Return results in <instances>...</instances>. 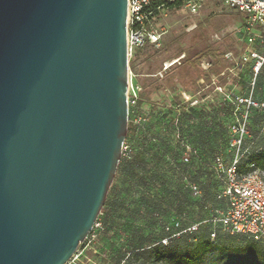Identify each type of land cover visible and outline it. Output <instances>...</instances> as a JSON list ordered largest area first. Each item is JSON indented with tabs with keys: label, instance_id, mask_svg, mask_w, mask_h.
<instances>
[{
	"label": "water",
	"instance_id": "obj_1",
	"mask_svg": "<svg viewBox=\"0 0 264 264\" xmlns=\"http://www.w3.org/2000/svg\"><path fill=\"white\" fill-rule=\"evenodd\" d=\"M126 5L0 0V264H65L101 212L128 130Z\"/></svg>",
	"mask_w": 264,
	"mask_h": 264
},
{
	"label": "rangeland",
	"instance_id": "obj_2",
	"mask_svg": "<svg viewBox=\"0 0 264 264\" xmlns=\"http://www.w3.org/2000/svg\"><path fill=\"white\" fill-rule=\"evenodd\" d=\"M244 23V17L221 0L206 1L197 14L188 13L182 6L164 8L158 12L155 25L158 29L163 27L166 32L159 45H147L138 49L132 69L142 86L143 101L139 113L142 118H146L143 124L147 129V137L144 144L137 138L130 139L127 144L131 155L143 150L147 156L152 157L155 152H161L163 146L168 155L177 157L180 142L176 137V125L173 121L176 111L168 106L174 100L180 101L182 91L192 93V90L180 83L176 74L181 73V66H187L201 56V61L207 60L219 65L215 66L216 69L211 74L215 83L200 92L202 100L194 112L184 110L179 114L178 127L182 136L197 148L201 161L209 163L218 152L229 160L233 150L228 146V141L233 134L232 125L237 124L234 112L240 121L246 116V132L242 142L247 152L241 159L243 170H256L264 179V107L249 106L248 103L249 100L259 104L264 102V64L255 72V59L248 55L251 51L264 55V33L260 35V31L250 27L249 32L254 39L246 40L248 30L241 27ZM240 28L243 30V41L238 39L237 30ZM208 48L218 51L226 48L231 50L232 55L224 62L216 60L215 52L214 56L210 54L203 57L202 54ZM246 53L245 60L243 56ZM174 62L162 78L154 76L162 66H170ZM143 121L136 118L135 122ZM152 136L155 140L150 139ZM123 159L124 155H121L119 161ZM198 162L200 161H193L191 166L185 168L179 164V170L160 165L159 172L171 189L179 187L187 197V191L181 183V173L185 169L188 170V175H192L196 168L202 167ZM149 165L154 168V161L150 160ZM204 167H208H202L205 172ZM121 176L116 170L103 207L112 201L115 192L121 191L118 193L121 195L127 187ZM212 178L216 183L215 174ZM114 186L118 189H114ZM154 192L156 191H152ZM171 206L167 213L161 215L142 211L134 220V227L130 231L126 229L131 225L130 222L124 225L118 222L115 228L110 223L103 230L95 228L91 240L79 245L76 264H115L119 257H123L122 253L128 254L130 264H143L146 258L141 254L142 246L155 248L154 253L149 256L148 264H264V256L253 258L238 252L243 244L229 232L220 233L219 237L214 238L212 249L203 256L179 262V256L188 252V244L195 241L182 239L166 247L158 246L160 233L151 227L153 222L158 219L170 222L180 210L185 212L186 219L183 223L201 222L208 212L200 209L190 198L186 204L180 205L181 208L176 203ZM103 207L99 214L101 222L106 209ZM204 224L200 227L203 228ZM261 244L264 246V241Z\"/></svg>",
	"mask_w": 264,
	"mask_h": 264
},
{
	"label": "built area",
	"instance_id": "obj_3",
	"mask_svg": "<svg viewBox=\"0 0 264 264\" xmlns=\"http://www.w3.org/2000/svg\"><path fill=\"white\" fill-rule=\"evenodd\" d=\"M156 0H127L126 5V46L129 59L133 56L137 49H140L147 45H159L161 37L165 34L163 27L159 29L155 25V20L160 10L167 8L164 4H155ZM174 2L176 0H168ZM180 6H182L188 13L197 14L203 5L208 0H178ZM232 10L241 14L244 17L245 23L241 26L247 31L246 40L252 41L254 36L249 32L250 27L256 28L260 31V35L264 33V1L261 0H221ZM242 28L237 30L239 33V41L244 40V35L241 34ZM264 36V34H263ZM263 41V40H262ZM231 50L225 54V57L229 59L231 57ZM255 59L254 71L257 72L264 63V55H260L255 51L248 53ZM243 59H247V53L244 54ZM211 62L200 60V65L203 70H208ZM171 66H162L161 69L154 75L155 77L162 78L164 74L169 71ZM137 75L129 69V77L127 81L126 98L129 110L134 116V122L136 118L144 120L139 113L138 103L143 100L141 97L142 86L137 80ZM213 76L208 84H204L201 89L195 93L181 92L180 101H172L168 107L172 108V111H176L174 124L176 125L175 133L180 142L181 147V160L182 162H190L193 157H198V151L189 142H187L182 136L178 123L179 114L183 111L185 106H197L202 97L200 92L207 88L209 85L214 84ZM249 106L264 107V102L257 103L253 100H249ZM167 107V106H166ZM237 124L232 125L233 134L230 138V147L233 150L232 156L227 161L222 153H216L212 157L211 161L207 163V166L220 180L222 187L217 193L216 198L222 202V206H211L207 204L212 212L211 218L207 219L212 224V230L210 232V238L213 240L219 227L223 232H229L231 234H242L252 238L255 241H264V179L256 170H250L243 172L238 168V162L241 156L246 152L243 147V135L246 132L244 120L241 121L236 117ZM129 122V119H128ZM128 144L124 141L122 144L121 155L128 156ZM186 187L188 188L191 196L195 199H202L203 190L198 183L189 179L187 175L183 176ZM179 220H175L172 223L164 225V232L169 233L171 228L179 227ZM198 223H193L185 230L172 233L171 236H179L184 231H192L197 227ZM100 223L95 221L93 227H99ZM89 236V234H88ZM85 240H91V238ZM93 236V235H92ZM170 236L162 238L163 244H168ZM84 240V241H85ZM83 241V242H84ZM82 244V243H81ZM74 254L65 264H76L77 257ZM76 260V261H75ZM121 264H125L124 260Z\"/></svg>",
	"mask_w": 264,
	"mask_h": 264
},
{
	"label": "trees",
	"instance_id": "obj_4",
	"mask_svg": "<svg viewBox=\"0 0 264 264\" xmlns=\"http://www.w3.org/2000/svg\"><path fill=\"white\" fill-rule=\"evenodd\" d=\"M155 4H164L167 6V8H178L180 7V1L176 0L174 2H169L168 0H156ZM230 51L228 49H222L220 51L214 50V49H206L204 51V55H210L212 54L214 56V52L216 54V60L220 61H226L227 58L225 57V54ZM138 53V49L135 51L133 56L129 59V66L130 69H133L134 66V61L136 59V55ZM202 57L199 56L194 59L193 62L189 63L187 66H181L179 69L180 74H176L178 80L180 81L181 84H183L186 88L192 90V84L194 83V72L195 69H200L203 73L202 76L204 79L209 81V74H211L215 71V65L213 62H211L210 67L208 70H203L201 65H200V59ZM186 59V58H185ZM184 59V61H186ZM172 63L170 66L174 65ZM191 64V66H190ZM264 64V63H263ZM181 65V63L179 64ZM263 65L260 67L262 68ZM259 68V69H260ZM142 91V90H141ZM143 98V96H141ZM141 100L138 103V108L140 109L142 105ZM196 106H185L183 111H191L194 112L196 109ZM134 116L129 110V122H128V130H127V135H126V140L125 142L128 143L131 138H137L142 144L146 141L147 137V129L145 125L142 123H136L134 122ZM144 120L146 119L145 116L143 118ZM231 138V137H230ZM230 138L228 141V146H230ZM151 140H155V138L152 136L150 138ZM180 145V144H179ZM193 146V145H192ZM194 147V146H193ZM231 148V147H230ZM197 149V148H196ZM161 152H155L152 157L147 156L143 150H140L136 152L135 154L131 155L129 154L128 156H124V159L122 161L118 162L117 170L120 175H122V182L127 184V187L125 188L124 192L120 195L118 193H121V191L115 192L116 194L113 196L112 201L103 207L105 209V213L103 214V220L102 222L100 221L99 215L97 217V221L100 223L99 228L103 230L106 228L107 224H111L112 228H115L117 223H121L124 225L125 223H131V225L125 226L128 231L132 230L134 220L136 217H139L140 213L144 210H147L148 213L156 214V215H161L164 213H167V211L172 207L174 203H176L179 208H181L182 204H186L190 198L192 202H194L200 209L202 210H207L208 214L207 216L200 222H189V223H183V221L186 219L185 218V212L180 210L178 213L173 217L172 221L170 222H162L161 219L155 220L152 224V228L155 231H158L160 233L159 239L157 240V245L161 247H166L170 244H174L175 242L177 243L178 241L184 239L188 241H192V239L195 241L193 244H188L187 249L188 252L185 254H181L178 258V261L182 260H188L192 259L193 257H201L205 253L209 252L212 247V239L210 238V232L212 230V224L209 221H206L207 219L211 218L213 215L210 208L207 207V204H211V206H222V202L220 200H217L216 195L217 193L221 190L222 184L220 183V180L216 178V183L218 184L216 186V183L214 182L212 176L214 173L212 170L207 166L208 162L201 161L202 159L200 158L199 152H198V157L195 158L193 157L190 162H182L181 160V147L179 150V154L177 157L175 156H170L166 152V148L163 146L161 147ZM198 151V150H197ZM247 152V151H246ZM221 153V152H218ZM216 154V153H215ZM245 154V153H244ZM244 154L241 156L238 162V168L239 170L243 172H248L243 170V164L241 162L242 157ZM214 156V155H213ZM225 157V156H224ZM227 160V158H225ZM153 160L154 161V168H152L149 165V161ZM230 160V159H229ZM227 160V161H229ZM193 161H200L198 162L202 167L207 166L208 168H205V172L202 170V167L196 168V172L193 173L192 175H188L187 171L188 170H183L184 172L181 173V183L183 188L187 191V197L182 194L181 188L177 189H171L170 186L167 184V181L162 178V175L160 174V165H164L167 168H170L172 170H179L180 165H184L185 167L191 166ZM180 164V165H179ZM187 175L189 179L192 181H195L200 185V187L203 190V197L202 199H195L191 196L188 188L185 185V182L183 180V176ZM205 177V179H203ZM112 187V186H111ZM110 187V188H111ZM118 189L117 186H114V189ZM152 191H156L152 193ZM171 206V207H170ZM101 213V212H100ZM126 221V222H121V221ZM175 220H179V227L174 228L172 227L169 233L164 232V225L165 224H170ZM193 223H198L197 227L192 230V231H184L182 232L179 236H171L172 233H176L177 231L185 230L187 227L192 225ZM205 223L204 227L201 228V224ZM98 227H93L92 230L89 233V238L93 235V230ZM217 237H219V234L224 232L217 227L216 228ZM232 237L236 238L240 243L243 244L241 248H239L238 252L245 254L248 257H263L264 256V246L261 244V241H255L252 238L242 235V234H231ZM165 236H170L169 237V242L168 244H163L161 242L162 238ZM199 236V237H198ZM214 239V240H215ZM88 242V240H85L83 243ZM141 254L143 257H145L143 260V264H148L149 263V256H151L155 248H151L148 246H145L141 248ZM130 254V252H129ZM123 257L118 258L116 260L115 264H121V261L124 260L125 264H130V259L128 257V254H121Z\"/></svg>",
	"mask_w": 264,
	"mask_h": 264
},
{
	"label": "crops",
	"instance_id": "obj_5",
	"mask_svg": "<svg viewBox=\"0 0 264 264\" xmlns=\"http://www.w3.org/2000/svg\"><path fill=\"white\" fill-rule=\"evenodd\" d=\"M202 71L200 69H195L194 72V83L192 84V93L197 92L199 89H201L203 87L204 84H208L210 82V79L212 77L211 73L208 72L209 74V81H207L206 79H204V77L202 76ZM204 83V84H203ZM186 92V91H183Z\"/></svg>",
	"mask_w": 264,
	"mask_h": 264
}]
</instances>
